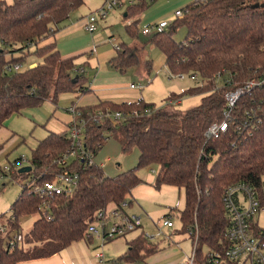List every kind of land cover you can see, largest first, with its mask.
I'll list each match as a JSON object with an SVG mask.
<instances>
[{"label":"trees","instance_id":"16d2710c","mask_svg":"<svg viewBox=\"0 0 264 264\" xmlns=\"http://www.w3.org/2000/svg\"><path fill=\"white\" fill-rule=\"evenodd\" d=\"M85 1L0 0V129L11 116L25 109L47 100L57 103L64 93L82 95L91 91L87 63L78 66L76 56L63 58L55 42L44 43ZM157 1L137 0L125 8V19L134 18L126 25L131 36L138 34L141 15ZM183 9V18L175 19L166 31L150 36L149 42L165 56L171 75H197L201 85L187 94L205 93L201 103L182 114L173 107L179 102L176 96L160 107L143 98L76 107L86 116L106 107L123 115L115 123L89 118L84 154L68 168L79 174L77 187L68 195L51 197V219L41 215L23 234L20 219L41 212L42 200L36 187L66 169L56 160L71 147L69 128L49 132L38 142L29 163L31 169L14 172L26 182L12 205L10 230L5 237L0 235V264L49 258L86 240L97 212L107 210L109 205L120 207L125 201L131 204L132 190L142 183L137 170L143 167L159 168L156 185L184 189L186 203L180 219L183 232H191L193 246V237L198 233L196 264H204L210 252L222 255L227 247L224 233L230 219L223 198L229 186L249 183L264 202V0H192ZM182 28L185 34L177 39ZM121 48L110 64L124 73L139 59L124 43ZM15 52L20 56L7 60L6 55ZM31 53L41 58L32 68L27 58ZM17 65L21 67L15 69ZM250 82L255 85L228 108L227 93ZM225 119L227 131L208 139L209 127ZM110 139L119 143L124 154L138 151L137 167L110 176L95 162ZM2 148L0 144V151ZM253 227L259 232L256 224ZM15 232L22 233L23 240L11 246L9 236ZM205 247L207 253L203 252ZM156 248L154 242L139 236L115 261L139 262Z\"/></svg>","mask_w":264,"mask_h":264},{"label":"rangeland","instance_id":"374dc122","mask_svg":"<svg viewBox=\"0 0 264 264\" xmlns=\"http://www.w3.org/2000/svg\"><path fill=\"white\" fill-rule=\"evenodd\" d=\"M191 1L169 0L171 4L166 19L173 22L175 20V10L183 8ZM7 2L11 3L12 0H7ZM125 11V8L109 11L107 18L98 19L97 29L98 32L105 34L104 42L111 46L114 45L111 42L113 38L117 39L118 43L124 42L131 46L132 52L138 57L139 63L127 69V76H130L131 82L137 85V96L143 97L146 103H153L157 107L164 105L169 98L176 96L175 98L179 99L180 102L173 103V107L180 114L199 105L205 93L195 92L187 94V91L201 85V80L199 78L192 80L189 75H186L184 78H180L178 75H171L168 69L161 64V61L155 59L156 54L152 50L155 49L157 52L158 50L146 40V37L141 33V29H139L137 36H131L127 32L126 25L132 20L125 19ZM184 34L185 29L182 28L175 37L181 39ZM18 56H20V53L15 52L6 55V58L7 60H11L12 57ZM27 58H30V61L41 60V58L33 53ZM152 59H155V67L153 70H149L147 63ZM86 60L90 62V66L94 64L91 55H84L77 59V65L81 66L83 61ZM86 70H90V67H86ZM91 76L92 74L90 73L89 78H92ZM70 103L71 101H61L59 106L63 108L64 105H69ZM24 112H29L28 114L32 117L26 116ZM24 112V114L22 113L23 115L15 114L7 120L5 127L14 133V137L7 139L0 151V229L2 227L6 229L4 232L0 231V235L3 237L6 236V231L8 232L10 230L9 225L13 221L12 205L20 196L23 190V184L26 182L23 177H20L14 172L29 166L33 150L36 148L38 142L44 139L50 132L44 125L47 117L51 116L52 110L47 108L45 104L40 106L39 109L28 108ZM43 113L46 115L44 116ZM108 157L112 161L108 166L119 172H123L137 167L139 154L136 149H132L130 152L124 154L121 151L119 143L115 139H110L95 157V162L100 164L106 161ZM17 159H21V161L16 164L15 161ZM14 163L16 164L15 168L11 172H7L4 176L1 169L6 165H12ZM158 172L159 168L157 166H148L137 170V175L142 179V183L132 190L130 201L132 200L133 207H125V211L129 214H140L141 211L144 233L154 236V239L151 241L157 243L166 238H171L177 243L186 245L189 250V256H191L194 251L192 239L188 233L181 232L182 222L180 212L184 209L186 203L184 189H179L169 184L156 185ZM108 208L111 210L114 207L112 208V205H109ZM170 214L172 215L175 227L169 229L164 227L162 222ZM40 217V212L22 217L20 219V230L22 233H28L33 223ZM259 224L264 228V214L259 218ZM138 232L131 233L128 239L139 234ZM85 241L89 244L88 239ZM94 241V245L90 246L93 255L96 254L97 250L98 253L103 252L107 258H119L123 255L120 254V251H115L114 244H111L112 241L104 245L97 238ZM207 250L205 247L203 252L207 253ZM55 259H58V257ZM34 263L37 262H33L32 264ZM68 264H70L69 258ZM124 264L136 263L124 261Z\"/></svg>","mask_w":264,"mask_h":264},{"label":"built area","instance_id":"2783aa9c","mask_svg":"<svg viewBox=\"0 0 264 264\" xmlns=\"http://www.w3.org/2000/svg\"><path fill=\"white\" fill-rule=\"evenodd\" d=\"M137 0H105L104 5L98 11L89 13L86 16V30L93 33L98 28L99 18H107L108 12L114 9L126 8ZM183 8L176 9L174 12L175 19L184 17ZM172 22L168 19H162L157 22L148 23L141 27V33L146 36H152L157 33L166 31ZM117 52L121 51V44L117 39H111ZM35 65L30 64L32 68ZM21 65H17L15 69H19ZM180 78H184L185 74H179ZM192 80L197 79V75H190ZM255 83L250 82L244 88L229 92L226 95L228 108H232L236 101L243 95L245 90H250ZM135 88V85H131ZM72 115V122L69 125V136L71 138L70 149L63 153L56 160L60 165L66 167L65 170L58 173L55 178L45 183L43 186H37L35 191L40 195L41 215L47 219H51L49 214L51 197L60 194H70L77 187L79 174L69 168L72 161L84 154V137L87 121L93 119L97 121L101 118L110 119L116 122L123 114L122 112H113L109 107L98 110L96 113L84 115L83 112L75 106L69 108ZM229 114H226L228 117ZM228 123L225 119L221 123H213L207 133V138L218 137L221 133L227 131ZM16 164L6 165L1 169L2 173L11 172L12 167ZM50 199V200H49ZM224 208L228 213L230 225L224 233L227 247L221 255L217 252L208 253L207 260L204 264H264V228L259 224V218L264 214V202L260 199L258 191L249 183L239 182L229 186L224 192L223 198ZM125 207H129L127 201L123 202L120 207H114L111 210L99 211L96 214V220L90 224L86 233V239L93 240L97 238L102 245L113 241L117 238H123L127 234L139 229L142 226V218L135 214H129L125 211ZM163 226L173 227L174 223L172 215H167L162 222ZM256 224L259 232H256L253 225ZM197 228V227H196ZM6 229L2 227L0 231ZM188 235L191 232L188 231ZM143 237L153 240L154 236L147 233ZM194 251L191 256L187 257L181 264H196L195 262V246L197 244L198 233L194 235ZM23 240V234L15 232L9 236L11 246L19 245ZM97 257L101 262H105L103 252L97 253ZM111 264H120L113 261Z\"/></svg>","mask_w":264,"mask_h":264},{"label":"crops","instance_id":"0c3cea01","mask_svg":"<svg viewBox=\"0 0 264 264\" xmlns=\"http://www.w3.org/2000/svg\"><path fill=\"white\" fill-rule=\"evenodd\" d=\"M104 3L105 0H86L82 6H80L70 14L64 25L61 26V28L54 34V36L44 42H55L61 56L63 58H71L76 56V63L77 59L84 55H91L94 61V64L92 66H90L91 64L89 61H83V64L87 63L86 67H90V70L88 71L85 67L88 77L90 76V73L92 74V78L88 79V84L91 89L89 93L81 95L80 93L68 92L60 95L57 103H54L51 100H47L43 103L47 108L52 110L51 116L47 117L46 123L44 125L50 132H63L69 128V125L72 122V115L69 112L70 107H87L105 101L122 103L136 101L140 98H143L137 96V85L131 82V77L127 76V70L126 72L122 73L112 68L110 64L111 60L118 55V52L114 50V45L111 46L103 41V39L105 38V34L103 32H98V29L93 33H89L86 30V16L91 12L100 10ZM170 4L171 2H169V0H158L157 2H155L153 6H151L148 10H146V12L141 15V23L138 25L139 29H141V27L145 24L166 19L169 13ZM131 20L133 21L134 18ZM143 36H145L146 40H148L149 42L150 36ZM125 46L127 48H131L130 45L125 44ZM152 51L156 54L155 59H159L161 61V64L165 66V56L159 50L158 52L155 49ZM155 59L148 61L147 66L149 70L154 69ZM35 61L36 60H31L30 64L36 66ZM132 84L135 85V88L131 87ZM61 101H71V103L69 105L66 104L63 106V108H61L59 106V103ZM43 104H41L40 106H42ZM40 106L35 107V109H39ZM24 113L26 116L30 118L32 117L30 114H28L29 112ZM43 115L45 116L46 114L43 113ZM10 137H14V133H12L10 129L5 126L0 129V144L2 146L3 144H5V141L7 139H10ZM111 162V158L108 157L106 158V161L100 163L99 165L103 167L105 169V172L110 176L119 174L121 171L119 172L114 168L108 166ZM132 204L133 202L131 200V204L129 207L132 208ZM113 207L114 206L112 205V208ZM107 210H109V208ZM135 215H138L142 218V226L139 229L135 230L139 231V234L134 235L130 237V239H128V236L131 233L135 232L133 231L123 238H117L113 240L111 243L112 245L114 244L113 246L115 251H120V254L124 255L128 250L130 243L134 239L138 238L139 236H143L144 234L145 230L143 226V216L141 211L140 214L136 213ZM174 227L175 224L173 227L166 228L170 229ZM181 232L183 231L181 230ZM94 243V239L90 240L89 244L85 240H81L73 243L66 249L49 258L23 262L20 264H32L33 262H37L34 264H68V258L70 259V264H111L114 260L118 259L115 257L107 258L105 256V262H101V260L97 257L98 250L96 251V254L93 255L90 248V246L94 245ZM155 244L157 245V248L154 252L148 254V256L144 257L139 262L132 263L181 264L186 260L187 257H189V250L186 245L180 244L179 242L177 243L171 238H166L165 240H162L161 242H157ZM57 257L58 259H55ZM121 264H124V262H121Z\"/></svg>","mask_w":264,"mask_h":264},{"label":"water","instance_id":"95a60500","mask_svg":"<svg viewBox=\"0 0 264 264\" xmlns=\"http://www.w3.org/2000/svg\"><path fill=\"white\" fill-rule=\"evenodd\" d=\"M256 6H259V5H256ZM124 15H126V13ZM30 169H31V167L28 166V167H24V168L20 169L19 171L20 172H25V171H29Z\"/></svg>","mask_w":264,"mask_h":264}]
</instances>
